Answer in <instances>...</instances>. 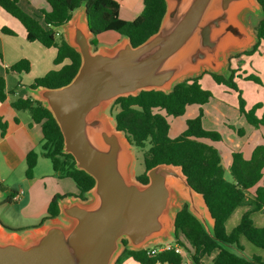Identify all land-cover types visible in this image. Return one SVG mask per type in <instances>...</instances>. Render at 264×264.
<instances>
[{
	"label": "water",
	"instance_id": "1",
	"mask_svg": "<svg viewBox=\"0 0 264 264\" xmlns=\"http://www.w3.org/2000/svg\"><path fill=\"white\" fill-rule=\"evenodd\" d=\"M164 2L166 10L158 31L135 48L122 37L114 48L93 51L85 8V20L68 26L65 42L80 56L76 75L60 88L31 90H36L55 120L63 152L73 157L76 169L94 180V186L86 193V201H58L62 223L49 224L24 242L0 240V264H113L123 241L124 248L140 250L173 238L179 211L174 214L172 209L175 196L187 202L188 211L211 233L213 220L204 201L206 211L202 206V196L191 189L181 169L160 164L146 173V184L132 180L128 172L130 145L115 125L99 114L119 97L150 90L168 93L185 80L183 77L199 76L204 67L209 73L228 75L227 61L221 57L229 51H245L256 42L255 34L238 18L248 21L254 11L261 18V9L256 0ZM235 4L239 9L233 23ZM192 38L196 40L194 51L166 65ZM227 38H235L236 43L219 50Z\"/></svg>",
	"mask_w": 264,
	"mask_h": 264
},
{
	"label": "trees",
	"instance_id": "2",
	"mask_svg": "<svg viewBox=\"0 0 264 264\" xmlns=\"http://www.w3.org/2000/svg\"><path fill=\"white\" fill-rule=\"evenodd\" d=\"M51 11H39L38 14H27L18 5V0H0V8L15 18L23 27L26 40L37 42L45 48H55L54 65L63 61L67 64L59 70H52L44 77L35 79L29 89L39 87L46 89L60 88L68 84L76 75L80 66L79 54L64 40L56 38V29L65 25L73 11L83 6L87 25L96 37L105 32H115L129 40L135 48L154 35L164 16L166 5L164 0H143L141 14L133 21H124L118 17V0H47ZM261 9V18L255 28L256 42L248 51L239 55H250L264 42V0H256ZM3 33L13 35L8 29ZM90 44L97 45L95 38ZM29 63L26 60L18 62L9 68L10 71H27ZM219 85L235 91L233 83L234 71L228 75L207 73ZM197 77L185 79L176 83L170 92L141 91L136 96L119 97L109 107V114L114 120L115 129L121 132L128 144L142 150L144 173L137 180L146 184V173L153 167L166 164L179 167L193 191L203 198L208 213L213 220L211 233H207L202 224L188 211L184 205L175 215L173 239L188 254L193 264H201L203 256H209L217 251L213 264H264V227H257L252 214L264 211V188H256L249 194L262 177L264 168V144L257 145L251 157L244 160L240 153H232L229 175L226 180L218 151L204 142L219 141V135L214 131L202 128L203 112L199 109L195 118L187 120L186 128L176 138H169V124L165 118L184 115L190 105H205L211 99V93L201 87ZM249 80L258 83L254 77ZM6 99L5 82L0 77V102ZM16 111L27 112L33 123L38 124L42 133L40 154L29 151L25 156V178L31 179L38 156L48 159L53 171L61 178L73 181L78 190V197L90 191L94 180L85 172L76 169L75 161L70 154L63 152V138L50 111L41 102L30 97L18 98L10 103ZM249 125L264 129V117L256 119L253 110L246 111L239 99L237 108ZM163 112L165 115L161 114ZM6 125L0 118V136L4 137ZM240 134V132H238ZM264 141V130L262 133ZM0 192L7 193L6 203H11L14 190H7L0 183ZM65 196L55 195L41 219L40 224L58 217V201ZM246 210L238 217L237 223L226 229L227 222L236 211ZM246 240L252 246L260 249L262 256L247 258L243 254L241 242ZM244 244V242H243ZM123 245L126 242L123 241ZM131 258L137 264H182L183 257L174 251H161L150 255L147 249L130 250L124 248L114 264L121 259Z\"/></svg>",
	"mask_w": 264,
	"mask_h": 264
},
{
	"label": "crops",
	"instance_id": "3",
	"mask_svg": "<svg viewBox=\"0 0 264 264\" xmlns=\"http://www.w3.org/2000/svg\"><path fill=\"white\" fill-rule=\"evenodd\" d=\"M19 7L26 12L27 14H38L39 11L50 12L51 8L47 2V0H18ZM143 9V0H118V17L124 21H133L135 20L140 14ZM82 22L85 20L84 16V7H80L73 11L71 15V19L63 27H60L56 30V38L66 40L68 26L72 25L73 21ZM3 29H8L13 32V35H9L3 33ZM255 32V31H254ZM109 34V38L107 41H100L99 37L102 34L106 35ZM96 37H90L89 42L91 39L95 38L97 40V45L92 47L93 51H97L100 49H110L114 48L117 44H119L123 38L116 34L115 32H105ZM255 34V33H253ZM59 38H58V37ZM255 42L250 44L251 48ZM245 49L246 50H249ZM244 51V50H243ZM243 51H240L243 52ZM238 53V52H237ZM56 57V49L45 48L41 44L37 42H29L26 40V35L23 27L21 24L5 11L0 8V77L4 79L5 82V94L6 99L4 102H0V118L2 122L6 125V132L4 137L0 136V183L7 189V190H14L18 195L16 200H11V203H17L19 207L25 209L27 207H32L33 209H37L35 204H32L30 198L27 195L30 194V187L27 186L25 189L24 181H32L36 179H54L55 177L58 179H62L53 171L51 163L48 159L42 157L41 155L38 156L35 168L33 170V176L31 179L25 178V156L29 151H34L38 154L41 152V146L43 143L42 140V133L40 126L32 122L29 114L24 111H16L11 108L10 103L18 98H26L30 97L33 100L39 101V98L36 94V90L29 89V86L33 84L35 79L44 77L48 72L52 70H59L62 66L67 64V61H63L60 65H54L53 61ZM249 58L244 55H240L239 60L240 63L244 66ZM251 59V58H250ZM26 60L29 63V68L27 71H10L9 68L13 65H16L18 62ZM231 67V59L230 63L226 62V67ZM209 80L215 83L208 74H204L201 76L199 82L202 84V80ZM207 80V81H208ZM207 90V89H206ZM212 101V100H211ZM217 101L218 107H223L226 112L232 114V118L237 120L236 123L240 126L246 125L250 127L246 122L245 118L239 114L235 105H231L221 101ZM210 105V100L207 104L199 106V105H190L186 107L185 113L181 117L173 118L170 116H166L163 112L161 114L165 115V118L169 124V132L168 135H171L172 138H176L181 132L184 131L186 128L185 123L187 120L193 119L197 116L199 109L203 112V117L201 120L202 128L206 131H215L216 129L212 126L209 120L208 114V107ZM170 119H183V123L175 124L171 127ZM226 118L224 119V121ZM227 121V120H226ZM184 125V127H183ZM221 129L227 133H233L236 137L237 135L231 130L229 132L228 126H226L225 122L222 121ZM263 128L261 127L260 130L256 132L251 131L248 132V138L245 139H238L233 134L228 135V141H222L220 139L217 142H209L205 140L207 144H210L218 151L220 158H221V165L223 170H226L229 174V167L231 165V155L232 153H240L244 160H248L251 157L252 151L257 145L264 144L262 140V133ZM253 135V139L251 136ZM227 143H230L227 144ZM47 161V162H46ZM49 163V164H48ZM50 165V166H49ZM264 168L262 170V173ZM225 172V171H224ZM16 176L18 178V183L14 185H4L7 182V178H11ZM230 176V175H229ZM137 175L132 174L130 178L134 181L137 180ZM262 178V177H261ZM68 179V178H67ZM231 180V177H230ZM261 179L259 180V182ZM139 182V181H138ZM254 191L252 188L249 190V194H252ZM4 194L7 193L0 192V200L3 198ZM59 195V193H55ZM54 194V196H55ZM72 193H63L61 196H65L59 203H69L70 199H81L83 201L88 200L87 194H84L82 198L78 197V195H71ZM14 195V196H15ZM13 196V197H14ZM12 197V198H13ZM53 198V196H52ZM51 198V199H52ZM29 199V203L27 200ZM50 199V200H51ZM46 200V198H45ZM44 203L40 206L41 210H39V215H35V219L31 220L34 224L38 220V224L34 225L33 227L23 228L24 232L19 234L17 232L11 231L8 229L6 223H2L0 220V240L6 241L13 239L14 237H19L18 240L21 242L27 241L29 238H32L35 235H38L42 232L44 228H46L49 224L56 223V222H63L59 216L45 221L43 224H40L41 219L45 217L48 204ZM4 200L3 202H5ZM35 203V202H34ZM177 203H179L177 205ZM9 204V203H7ZM184 205L187 206V202L179 197H174L172 202V209H174V214L180 210ZM196 205L201 209L200 202L197 200ZM59 206V204H58ZM2 206H0L1 208ZM246 210V208H241L240 215ZM264 213V211H260L257 213L252 214V220L257 227H261L257 225V221H259L258 217ZM45 214V215H44ZM254 215L256 217H254ZM230 221V220H229ZM208 222V226H209ZM228 225V222L227 224ZM172 237L168 238L166 241H156L152 243L153 246H159L161 244L174 242ZM242 246L244 247L243 242H241ZM245 250V249H244ZM217 254V251H214ZM244 253V252H243ZM247 258H252L255 256H262V254H243ZM202 260V259H201ZM133 261V260H132ZM134 262V261H133ZM201 262V261H200ZM135 263V262H134ZM202 263V262H201ZM137 264V263H135ZM188 264H193L192 261Z\"/></svg>",
	"mask_w": 264,
	"mask_h": 264
},
{
	"label": "rangeland",
	"instance_id": "4",
	"mask_svg": "<svg viewBox=\"0 0 264 264\" xmlns=\"http://www.w3.org/2000/svg\"><path fill=\"white\" fill-rule=\"evenodd\" d=\"M248 17L250 18V20L247 21L245 18H242L240 16L238 18L239 22L244 27L248 28L250 32L255 33L254 32L255 28L258 24V21L260 20V14L259 12L254 11ZM109 36L110 35L107 33L106 35L102 34L100 35L99 40L107 41L108 39H110ZM195 43L196 40L194 38L190 39L184 45V47L177 54H175L174 57L166 65L170 66L174 63H177L183 60L188 54H191L195 49L194 48ZM239 53L240 52L237 53L235 51H229L227 52L226 55H224L225 57H221L224 60L228 61L229 63L231 59V67L228 68V72L229 70L234 71V77L232 81L236 85L238 91H235L223 85L213 83L208 79H207L208 81L202 80V84L201 82H199L203 89L205 90L207 89L211 93L212 97L210 99V105L208 107V114H209L208 117L212 126L216 129L214 132H216L219 135L222 141H228V135L233 134L231 130H233V132L237 135L238 139H243V138L247 139L248 132L251 131L256 132L257 130H260L261 127L260 126L256 127L249 124L248 125L250 127H247L246 125L240 126L238 124H234L236 123L237 120H234L232 118V114L226 112L223 107H218V105L216 104L217 101L215 100H221L228 104L231 103V105H235L236 108H238L239 99H240L243 102L244 110L246 111L253 110V114L256 117V119H261L264 117V42H260L255 52L246 56L249 59L244 66L240 63ZM209 72H210L209 69L204 67L200 75L203 73L207 74ZM185 77H183L182 79H186L189 76L186 78ZM252 77L256 78L258 80V83L249 80V78ZM109 107L110 105L108 107H104V109L101 111L99 116H101V118L106 123H109L112 127H114V120L112 116L109 114ZM225 118L227 121L226 120L224 121ZM222 121L225 122L226 126H228V128L230 129L229 132L231 133L224 132L221 129ZM179 122L183 123V119H170L171 127H173L175 124H179ZM238 132H240V134ZM172 134L168 135L169 138L171 139H173ZM253 135L254 134H252L251 136L252 139H253ZM227 144L230 145V143ZM128 155H129V167H128L129 175L131 176L132 174H136L137 176H141L144 173L142 150H138L132 146H129ZM224 171H225L224 172L225 179L229 181L230 176L228 172H226V170ZM24 182L25 183L23 184L25 189H27L28 185L30 187L29 189L30 194L27 195V197L33 200L32 204H35V206H37L36 208H38L39 210H41L40 206L43 205V199H44V203L45 202L47 203V201L50 200L52 196L54 197L55 193H59V195H62L65 192L72 193L71 195L79 194L73 181L67 178L58 179V177L57 178L55 177L54 179H36V180L24 181ZM13 183L14 185L18 183V178L16 176L7 178V182L4 185L11 186L13 185ZM258 187L264 188V171L262 173L261 181L258 182L252 188V190L255 191L256 188ZM199 198L201 200L203 208L205 209L202 198L201 197ZM4 200H6V194H4L3 198L0 200V206H2L0 208V220L4 224L6 223L8 229L17 232L19 234H22L24 232V230H22L23 228L33 227L34 225L38 224V220L34 224H31L33 223L31 220L35 219V215H39L40 213L39 210L33 209L32 207H27L25 209H22L17 205L16 202L10 205L7 204L6 202H3ZM27 203H29V199L27 200ZM178 204L179 203H177V205ZM239 214L240 211L238 210L232 215L226 229H230L237 223ZM254 217L256 216L254 215ZM258 218L259 221H257V225L264 227V213H262ZM14 238L18 240L19 237H14ZM243 242L245 249L244 253L255 254V255L263 254V252L260 249L252 246L246 240L243 239ZM152 246L153 245H147L142 249H146ZM123 248L124 246H122V248L120 249L118 256H120V254L122 253ZM215 256H216L215 252H212L209 256H203L201 258L202 259L201 264H213L212 261L215 258ZM182 259H183L182 264H188V260L189 262L191 261L189 259L188 254L185 251ZM119 264H135V263L132 261L131 258L124 257L121 259Z\"/></svg>",
	"mask_w": 264,
	"mask_h": 264
},
{
	"label": "built area",
	"instance_id": "5",
	"mask_svg": "<svg viewBox=\"0 0 264 264\" xmlns=\"http://www.w3.org/2000/svg\"><path fill=\"white\" fill-rule=\"evenodd\" d=\"M57 35V33H56ZM18 198V195L16 194L12 199L16 200ZM149 252L150 255H155L161 251H174L176 254L181 255L182 257L184 256V249L176 244L175 242H170V243H165L161 244L159 246H152L149 248H146ZM193 263V262H192Z\"/></svg>",
	"mask_w": 264,
	"mask_h": 264
},
{
	"label": "bare ground",
	"instance_id": "6",
	"mask_svg": "<svg viewBox=\"0 0 264 264\" xmlns=\"http://www.w3.org/2000/svg\"><path fill=\"white\" fill-rule=\"evenodd\" d=\"M237 6H238V4L233 5V10H232V12H231V14H232L231 19H232L233 23H236L235 15L237 14L236 12H237L238 9H239V7H238V9H237ZM235 43H236L235 38H227L226 40L224 39V40L221 42V44H220L219 50H221V49L224 50V49L228 48L229 46L234 45ZM189 71H190V70H189Z\"/></svg>",
	"mask_w": 264,
	"mask_h": 264
}]
</instances>
